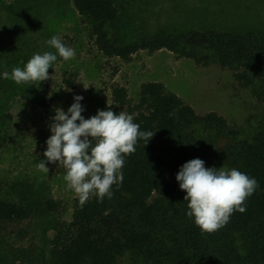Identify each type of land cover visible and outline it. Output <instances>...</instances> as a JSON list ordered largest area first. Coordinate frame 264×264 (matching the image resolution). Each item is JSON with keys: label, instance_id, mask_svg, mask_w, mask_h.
Masks as SVG:
<instances>
[{"label": "trees", "instance_id": "1", "mask_svg": "<svg viewBox=\"0 0 264 264\" xmlns=\"http://www.w3.org/2000/svg\"><path fill=\"white\" fill-rule=\"evenodd\" d=\"M70 1L88 19L104 56L129 63L139 52L166 49L200 65L232 69L247 86L259 81L257 95L264 103V30L158 31L126 43L116 0ZM40 105L47 116L54 114L47 94ZM109 106L133 115L140 131L154 133L125 156L123 181L112 186V198L98 202L92 196L81 205L75 197L71 219L53 225L48 258L11 246L9 254L0 253V264H264V128L243 138L227 119L215 112L199 115L161 82L143 83L137 98L115 83ZM6 142L0 132V149ZM196 158L206 168H236L259 185L246 211L234 212L211 234H202L187 216L186 193L176 180L181 167ZM11 190L12 198L0 197L1 243L22 235L19 224L62 209L42 185L19 182Z\"/></svg>", "mask_w": 264, "mask_h": 264}, {"label": "rangeland", "instance_id": "2", "mask_svg": "<svg viewBox=\"0 0 264 264\" xmlns=\"http://www.w3.org/2000/svg\"><path fill=\"white\" fill-rule=\"evenodd\" d=\"M116 4L121 11L118 29L126 43L158 31L264 30V0H116ZM53 35L74 49L75 57L64 61L58 56L48 70V80L17 85L3 77L14 67L23 68L34 54L55 52L46 43ZM145 82L163 83L199 115L219 114L243 138L264 128L259 81L247 86L232 69L200 65L166 49L139 52L129 63L110 59L99 51L88 19L70 0H0V132L7 137L0 149V197L12 198L13 184L29 182L42 185L48 196L62 204L58 213L19 224L16 230H22V235L14 233L7 243L0 242V253L22 246L32 258L46 253L48 258L54 223L71 219L75 195L66 188V170L43 156L55 110L67 112L74 97L82 96V116L88 119L110 105L115 83L137 98ZM46 94L52 116L40 105ZM41 160L46 161L48 173L36 167Z\"/></svg>", "mask_w": 264, "mask_h": 264}, {"label": "clouds", "instance_id": "3", "mask_svg": "<svg viewBox=\"0 0 264 264\" xmlns=\"http://www.w3.org/2000/svg\"><path fill=\"white\" fill-rule=\"evenodd\" d=\"M46 43L55 52L34 54L23 68L14 67L11 74L5 72L3 77L17 85L40 84L50 78L48 70L58 56L64 61L75 57V50L66 46L59 36L53 35ZM82 99V96H75V102L67 112L60 108L55 110L50 124L51 136L43 153L48 163L58 164L66 170V188L74 193L81 205L92 196L98 202L105 197L111 199L112 186L123 181L125 156L136 151L139 139L148 144L154 136L151 131H140L134 116L125 111L103 110L85 119ZM46 161L41 160L36 167L48 173ZM176 180L186 193L187 216L194 219L202 234L219 230L234 212L244 213L246 200L259 186L255 178L236 168H206L199 158L186 162Z\"/></svg>", "mask_w": 264, "mask_h": 264}]
</instances>
